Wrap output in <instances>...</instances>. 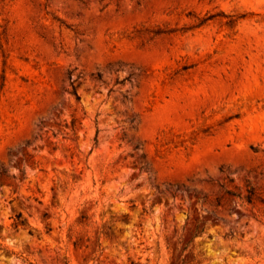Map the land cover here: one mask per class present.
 Returning <instances> with one entry per match:
<instances>
[{
    "label": "rangeland",
    "instance_id": "obj_1",
    "mask_svg": "<svg viewBox=\"0 0 264 264\" xmlns=\"http://www.w3.org/2000/svg\"><path fill=\"white\" fill-rule=\"evenodd\" d=\"M66 259L264 264V0H0V264Z\"/></svg>",
    "mask_w": 264,
    "mask_h": 264
},
{
    "label": "trees",
    "instance_id": "obj_2",
    "mask_svg": "<svg viewBox=\"0 0 264 264\" xmlns=\"http://www.w3.org/2000/svg\"><path fill=\"white\" fill-rule=\"evenodd\" d=\"M213 17V14H209L207 15L203 20H206V19H210ZM232 19H229L227 20V23H230ZM160 32H162L161 30H154V34H159ZM73 72L71 69H68L67 70V78H68V81H69V85H70V90L69 92L74 95V97L76 99H79V94L77 92V84L75 83L76 81V78L73 77ZM78 76V75H77ZM97 79H101V74L100 73H97L96 75H94ZM128 77H124L123 79L121 80H117L116 82H123L125 79H127ZM133 120V118L131 119ZM98 132V129L96 130V134ZM95 141H97V138L95 137ZM253 150H257L256 147L252 146ZM229 193H232V192H229ZM239 196V194H237ZM253 192L252 190H248V193L246 195L243 196V198L245 200H247V202H250L252 199H253ZM66 264H67V259L65 260ZM132 264H136L135 262H132Z\"/></svg>",
    "mask_w": 264,
    "mask_h": 264
}]
</instances>
